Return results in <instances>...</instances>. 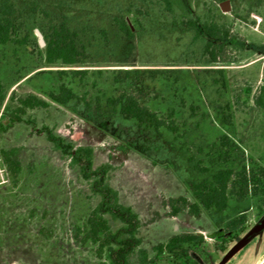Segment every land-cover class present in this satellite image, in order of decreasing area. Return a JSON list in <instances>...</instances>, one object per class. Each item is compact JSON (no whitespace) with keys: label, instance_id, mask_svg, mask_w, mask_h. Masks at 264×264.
Here are the masks:
<instances>
[{"label":"rangeland","instance_id":"1","mask_svg":"<svg viewBox=\"0 0 264 264\" xmlns=\"http://www.w3.org/2000/svg\"><path fill=\"white\" fill-rule=\"evenodd\" d=\"M222 1L170 0L169 11L162 0H0V8L13 9L15 23L13 39L0 46V117L20 99L36 97L46 105L28 109L23 119L92 147L95 166L111 165L109 184L140 222L129 264H218L228 254L224 264L264 261V228L249 234L264 215L262 196L237 201L229 194L223 211L197 217L187 210L171 216L168 206L178 197L194 203L187 183L219 169L236 173L245 166L257 175L264 168V114L254 104L263 84L264 0H229L226 12ZM122 19L132 25V39L120 30ZM202 22L229 30L235 40L225 45L223 61L210 60L205 45L213 40ZM62 23L80 53L71 66L48 64L35 32L45 45ZM61 84L74 95L65 106L49 98ZM123 92L177 131L123 120L107 102ZM1 152L20 163L16 183ZM97 201L78 168L28 124L0 130V264H114L86 238ZM239 215L246 231L222 243L216 233ZM108 223L111 231L119 227ZM184 235L202 238L182 245L186 258L178 250L155 251Z\"/></svg>","mask_w":264,"mask_h":264},{"label":"trees","instance_id":"2","mask_svg":"<svg viewBox=\"0 0 264 264\" xmlns=\"http://www.w3.org/2000/svg\"><path fill=\"white\" fill-rule=\"evenodd\" d=\"M162 2L171 11L170 0H162ZM0 14L2 15L0 17L1 46L13 39L15 23L13 9L5 3L0 8ZM118 24L122 33L128 39H132L133 33L127 22L122 19L118 21ZM201 28L213 40L208 41L205 45V49L209 51L211 56L210 60L212 62L223 61L224 58L221 56L225 45L227 43L236 44L229 30L206 22L201 23ZM74 38L75 34L64 23L57 29H54L44 45L45 61L48 64L59 62L65 66L77 64L80 53ZM73 72L81 73L82 71ZM262 74L263 84L254 97V104L262 109L264 114V62ZM3 98V86L0 82V101ZM49 98L53 102L65 106L74 98V95L65 85L61 84L58 94H50ZM107 102L117 110V113L123 120L135 121L138 126L154 131H158L161 128L172 133L177 131V128L172 123H166L163 118L140 105L131 94L123 92L117 97L108 99ZM18 103V107L12 113L9 112V108H5L3 116L0 117V130H5L15 123L23 122L28 124L32 132L37 135H43L62 157L69 160L71 165L78 168L79 177L87 184L90 193L98 199L87 218L88 229L86 238L97 243L99 253L107 250L108 256L114 264H129L130 256L135 252L140 243V240L136 237L140 222L137 214L130 207L120 203L117 191L109 184L108 176L112 169L111 165L101 164L95 166L93 163L92 147L75 146L57 135L52 128L45 125L38 127L34 119H23L22 116L25 115L28 109L45 106L46 103L44 101L33 96H26L20 99ZM1 157L12 181L16 183L21 171L20 163L12 159L8 152H1ZM261 179H264V168H259L257 175L253 170H249L245 166H242L236 173L231 169H219L212 173L209 179H205L199 183H187V189L195 198L194 203H188L184 197L169 199L170 215L176 216L178 213L187 210L190 215L197 217L202 210L214 209L216 211H223L227 206L229 194H232L237 201H243L249 196L256 195L264 198V184L261 183ZM109 220L117 222L119 227L111 231L108 223ZM246 229L245 216L239 215L222 230L218 231L216 236L221 238L222 243L228 244L244 233ZM201 243L202 238L200 236L184 235L173 237L166 244H159L154 249L157 252L167 251L170 253L178 250L182 257L186 258L187 255L184 253L182 245H197ZM224 249L225 247L223 246L222 251ZM142 257L145 259L146 255Z\"/></svg>","mask_w":264,"mask_h":264},{"label":"water","instance_id":"3","mask_svg":"<svg viewBox=\"0 0 264 264\" xmlns=\"http://www.w3.org/2000/svg\"><path fill=\"white\" fill-rule=\"evenodd\" d=\"M221 11L223 12H226V11H229L230 10V1L229 0H224L220 3L219 5ZM128 26L130 28V30H133V27L131 24L128 23ZM36 32V35L38 37V43L40 46H44V41L42 39V36L41 34L39 33L38 30L35 31ZM264 228V215L262 216V218L258 221V223L251 229L250 233L249 234H253V233H257L259 232L260 230H262ZM229 257V254L228 255H225L218 264H224L225 261L227 260V258ZM261 264H264V261L261 263Z\"/></svg>","mask_w":264,"mask_h":264}]
</instances>
